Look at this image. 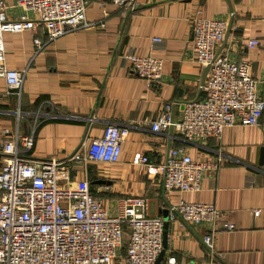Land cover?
<instances>
[{"label":"crops","instance_id":"1","mask_svg":"<svg viewBox=\"0 0 264 264\" xmlns=\"http://www.w3.org/2000/svg\"><path fill=\"white\" fill-rule=\"evenodd\" d=\"M4 1L8 19L26 14L36 20L16 6L17 0ZM104 1L87 7L89 26L54 42L38 24L34 30L4 36L8 67L27 75L20 94L0 80V154L7 141L4 130L20 139L33 136L31 159L65 160L82 143L99 138L108 125L128 126L119 163L90 164L87 169L75 165L74 179L87 173L92 191L111 211L123 197L142 196L147 213L165 219L171 206L184 199L214 204L235 226L213 234L211 250L201 240L208 226L169 221L158 264H264V114L258 126L231 127L220 140L194 145L182 143L170 129L156 133L151 127L167 104H176L177 118L182 112L178 104L204 96L206 68L198 64L192 47L194 17L227 23L230 33L218 52L235 62L249 59L264 97V0H137L135 12ZM157 38L162 43L154 44ZM251 39L261 45L247 47ZM128 54L162 58V79L152 83L139 77L125 58ZM181 146L196 160L219 155L223 160L214 175L204 173L199 192H167L163 176L132 164L142 153L161 165L170 149Z\"/></svg>","mask_w":264,"mask_h":264},{"label":"built area","instance_id":"2","mask_svg":"<svg viewBox=\"0 0 264 264\" xmlns=\"http://www.w3.org/2000/svg\"><path fill=\"white\" fill-rule=\"evenodd\" d=\"M92 1L17 0L16 6L33 13L36 20L26 14L10 20L8 6L0 0V80L5 81L9 91L20 94L27 71L8 67L4 36L34 30L38 24L49 41L54 42L89 26L85 14ZM111 1L130 12H135L138 6L137 0ZM227 30L223 20L194 17L193 51L198 64L208 68L202 86L204 96L178 104L182 112L177 118L176 104H167L165 112L151 124L154 132L173 129L179 141L194 145L209 139L220 140L231 127L260 124L264 97L252 74L251 62L245 58L235 62L218 52ZM153 43L162 40L157 38ZM35 44L43 47L39 39H35ZM246 45L259 47L261 41L251 39ZM125 58L139 77L152 83L162 79V58L133 54ZM129 134L128 126L111 124L99 138L82 143L71 158L35 160L29 158L33 136L20 139L4 130L7 141L0 154V264H155L163 251L164 227L169 221L179 218L194 226H208L209 233L201 240L211 250L213 234L235 229L225 220V213L212 203L181 199L171 206L166 220L147 213L145 197L127 196L118 200L116 211H111L92 191L87 173L74 179L75 165L87 169L90 164L119 163ZM220 156L196 160L181 146L170 149L161 165H153L142 153L134 156L132 164L163 176L167 192L184 194L201 190L204 173L214 175L221 168ZM172 264L176 263L172 260Z\"/></svg>","mask_w":264,"mask_h":264},{"label":"water","instance_id":"3","mask_svg":"<svg viewBox=\"0 0 264 264\" xmlns=\"http://www.w3.org/2000/svg\"><path fill=\"white\" fill-rule=\"evenodd\" d=\"M229 33H230V29H229V31H227V37H226V39H225V42H226L227 39H228V35H229ZM207 72H208V68L206 69L205 77H204V78H206ZM170 133H171V135L173 134V129H170ZM165 219L167 220L168 217H166ZM166 230H167V223H165V227H164V237H166ZM165 243H166V241H164V245H165ZM161 257H162V254L159 256V258L157 259V261H156L155 264H158V263H159Z\"/></svg>","mask_w":264,"mask_h":264}]
</instances>
